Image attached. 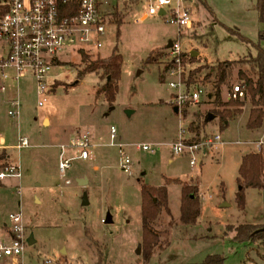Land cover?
<instances>
[{
  "label": "rangeland",
  "instance_id": "obj_1",
  "mask_svg": "<svg viewBox=\"0 0 264 264\" xmlns=\"http://www.w3.org/2000/svg\"><path fill=\"white\" fill-rule=\"evenodd\" d=\"M179 2L193 17L191 26L180 32L160 16L141 19L140 8L129 5L106 24L103 46L90 57H108L114 46L122 56L112 105L97 92L107 79L103 70L77 78V71L85 66L80 53L58 55L63 61L50 73L56 81L41 106L37 105L34 80H18V119L7 115L0 92V133L9 142L17 135L26 137L29 144L8 151L20 168V178L6 177L0 182V227L7 223L8 214L20 211L24 233L33 238L32 244L26 242L24 264H96L98 258L109 264L141 263L140 185L158 187L165 182L171 215L162 210L155 220L158 244L144 264H194L212 254L221 255L224 264H264L262 243L233 238L238 224L264 225V190L246 188L243 210L237 208L235 200L240 158L264 149V124L255 130L245 128L251 106L247 98L242 113L224 129L217 118L201 125L197 138L218 133L225 143L198 152L195 158L200 162L191 169L189 155L173 154L171 147L181 127L186 129L182 138L193 140L189 123L197 124L200 116L211 113L212 106L204 95L198 103L178 106L176 91L167 85L170 77L165 72L163 81L159 79L172 58L166 45L178 41L181 53H204L194 56L193 62H181L185 77L199 64L205 66L184 95L193 86L211 92L213 73L206 77L208 66H215L219 59L255 55L252 44L241 41L235 32L264 48V39H258L264 24L259 22L252 0ZM148 56L150 62L146 61ZM237 84L234 75L232 88ZM222 97L228 100L231 92L224 90ZM111 126L116 130L113 141L127 145L124 151L131 161L130 173L119 168L118 148L110 145ZM85 131L91 138L90 155L79 159L76 148L69 144L77 133ZM260 139L263 143L254 147ZM143 144L149 149H141ZM61 145L65 146L62 156L72 158L65 178L57 169ZM1 154L7 152H0V169L11 164ZM79 177L87 182L79 185ZM175 179L198 187L201 211L194 225L178 220L181 188ZM84 193L87 204L82 203ZM223 203L228 206H221ZM108 215L111 222H105Z\"/></svg>",
  "mask_w": 264,
  "mask_h": 264
},
{
  "label": "built area",
  "instance_id": "obj_2",
  "mask_svg": "<svg viewBox=\"0 0 264 264\" xmlns=\"http://www.w3.org/2000/svg\"><path fill=\"white\" fill-rule=\"evenodd\" d=\"M173 0H0V92L4 95L7 105V115L18 119L21 102L18 97V80L31 77L38 96L37 105L41 106L45 96L53 91L55 76L50 75L54 68L61 66L59 54L84 52L96 55L103 46L106 24L112 21L115 14L123 12L126 6H138L141 19L160 16L178 28L179 32L191 23V13L187 6L179 0L172 5ZM163 10L162 14L159 11ZM168 16V18H167ZM172 58L171 66L166 70L170 77L167 82L178 106L198 103L205 95L203 88L186 85L183 69L181 68L179 42H172L169 47ZM10 92L9 97L6 93ZM243 91L234 86L231 97L240 98ZM186 129L181 127L178 139L172 144L173 154H188L190 168L200 162L195 158L198 152L218 148L225 142L218 133L208 134L196 142H186L182 134ZM116 130L110 127V145L119 151V168L122 172L130 173L131 161L124 151L127 145L115 143ZM90 135L87 132L77 133L71 139L69 146L76 148L79 159L89 158L91 146ZM236 143H240L236 141ZM263 143L260 139L254 147ZM26 137L17 136L13 145L16 149L28 147ZM5 141L0 133V149L5 148ZM65 146H60L58 171L61 177L70 167L72 158L63 157ZM139 148V147H137ZM148 150V145H141ZM6 177L20 178V168L17 164H7L0 169V181ZM65 182H68L65 180ZM7 237H0V264H24L22 261L27 236L24 233L23 218L20 211L7 216Z\"/></svg>",
  "mask_w": 264,
  "mask_h": 264
},
{
  "label": "trees",
  "instance_id": "obj_3",
  "mask_svg": "<svg viewBox=\"0 0 264 264\" xmlns=\"http://www.w3.org/2000/svg\"><path fill=\"white\" fill-rule=\"evenodd\" d=\"M255 8L257 17L260 23L264 24V0H255ZM114 16H119L115 14ZM120 18L116 20L119 22ZM241 41L251 43L255 49V55H245L243 58L237 60H223L217 61L215 66H208L206 74L208 78L213 73L212 91L208 92L207 99L211 104V114L214 118L218 119L219 127L224 129L230 121L235 119L236 116L242 113V108L245 100L248 98L250 101V109L245 123V128L248 130H255L263 127L264 124V48L260 46L259 42L252 43L247 38L235 32ZM118 35V31H117ZM259 41L264 39V31L259 32ZM80 60L85 65L83 69L78 70L77 78L82 77L89 72H97L103 70L107 77L105 83L97 90V92L104 96L105 101L112 105L118 91V81L120 79V70L122 64V56L117 51L116 46L112 49V53L105 58L90 57L89 54L80 52ZM194 56L182 52L180 53L181 62H193ZM150 62L151 57L146 58ZM171 62H167L163 71L159 73V79L163 81L164 73L171 66ZM205 66H197L190 69L186 76V85H191L195 81V77L201 72ZM236 75L239 80L238 88L243 91L241 98L223 99L222 93L224 90L233 91L231 81L233 76ZM206 116H200L199 121L195 124L191 121L188 126V131L194 132L193 140L189 142H196L206 137L197 138L200 131V126L205 123ZM196 138V139H194ZM1 157H5L1 154ZM236 182L239 189L235 193V200L237 208L244 209V190L246 188L256 189L258 191L264 190V149L259 151H249L244 153L240 158V163L237 169ZM173 182V181H169ZM175 183L180 185V206L178 220L183 225H194L197 218L200 216L201 206L197 201L196 185L182 182L178 179L174 180ZM165 182L162 186L154 187L147 184L140 185V216H141V263L144 264L149 261L152 256L153 248L158 244V234L153 229V224L158 215L164 210L170 215L167 206V192ZM233 238L237 241H257L264 245V225H257L252 223L238 224L233 228ZM96 264H109L103 263L99 258ZM194 264H224L223 257L219 254L208 255L203 261Z\"/></svg>",
  "mask_w": 264,
  "mask_h": 264
},
{
  "label": "crops",
  "instance_id": "obj_4",
  "mask_svg": "<svg viewBox=\"0 0 264 264\" xmlns=\"http://www.w3.org/2000/svg\"><path fill=\"white\" fill-rule=\"evenodd\" d=\"M252 4H253V7H254V9H255V11H256V8H255V0H252ZM257 12V11H256ZM191 13V12H190ZM192 14V13H191ZM193 23V17L191 16V23H190V26H191V24ZM189 26V27H190ZM191 53H193V56H196V55H204V53L203 52H197V51H191L190 52V56H192L191 55ZM206 55V54H205ZM253 55V54H252ZM210 57V56H209ZM213 59H219V58H214L213 57ZM236 59V58H235ZM235 59H224V60H235ZM219 60H221L222 61V59H219ZM200 65H202V64H199V66ZM197 67V66H196ZM211 71V70H210ZM208 93H205V95L204 96H208L207 95ZM11 95V93L10 92H8V93H6V96L7 97H9ZM250 109V108H249ZM249 109H248V112H249ZM173 110H174V108H173ZM174 112L176 113V110H174ZM247 116H248V113H247ZM247 116H246V119H247ZM215 118H213L212 120H214ZM211 120V121H212ZM245 123H246V120H245ZM229 124V123H228ZM263 128V127H262ZM86 132V131H85ZM79 133H81V132H79ZM88 133V132H87ZM89 134V133H88ZM18 136V135H17ZM4 138V137H3ZM9 138V137H8ZM17 138V137H16ZM16 138H14L13 139V141L12 142H9L6 138H4V141H5V145H6V147L5 148H2V149H0V152H7V154L5 155V157H7L8 158V160L9 161H11V159H10V154H9V149H16L15 147H13V145L15 144V142H16ZM18 150V149H17ZM11 163H13L12 161H11ZM57 169H58V167H57ZM94 170H97L98 169V167L97 166H95L94 168H93ZM59 172V171H58ZM59 176H60V174H59ZM61 177V176H60ZM61 178H65V177H61ZM81 177H79L78 179H80ZM86 179V178H85ZM77 181V180H76ZM1 182V181H0ZM86 182H87V179H86ZM203 208H204V206H203ZM203 208H202V211H203ZM169 212H170V210H169ZM202 213V212H201ZM170 215H171V213H170ZM110 218L112 219V217L110 216ZM112 221V220H111ZM0 237H3V238H6L7 237V227L5 226V223L0 227ZM141 242V241H140ZM140 244V243H139Z\"/></svg>",
  "mask_w": 264,
  "mask_h": 264
},
{
  "label": "water",
  "instance_id": "obj_5",
  "mask_svg": "<svg viewBox=\"0 0 264 264\" xmlns=\"http://www.w3.org/2000/svg\"><path fill=\"white\" fill-rule=\"evenodd\" d=\"M162 13H163V10H160L159 11V14H162ZM171 44H172V42L171 41H168L166 47L169 48L171 46ZM191 55L193 56V53H191ZM174 110H176V108H174ZM213 118H214L213 115L211 113H208L205 119H206V121H209V120H211ZM77 183L79 185H83V184L86 183V179L85 178L77 179ZM82 203L83 204H87V197H86V194L85 193L82 196ZM221 206L225 207V206H228V204L227 203H223ZM105 222H111V218H110L109 215L105 218ZM32 243H33V238L30 235L27 238V244H32ZM138 249H139V245H138Z\"/></svg>",
  "mask_w": 264,
  "mask_h": 264
}]
</instances>
